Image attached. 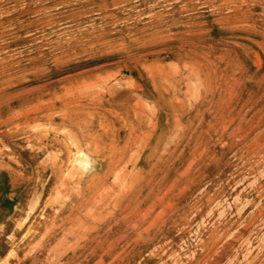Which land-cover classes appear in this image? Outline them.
<instances>
[{"label":"rangeland","instance_id":"374dc122","mask_svg":"<svg viewBox=\"0 0 264 264\" xmlns=\"http://www.w3.org/2000/svg\"><path fill=\"white\" fill-rule=\"evenodd\" d=\"M0 264H264V0H0Z\"/></svg>","mask_w":264,"mask_h":264},{"label":"bare ground","instance_id":"6f19581e","mask_svg":"<svg viewBox=\"0 0 264 264\" xmlns=\"http://www.w3.org/2000/svg\"><path fill=\"white\" fill-rule=\"evenodd\" d=\"M152 66V65H151ZM146 68V67H145ZM154 68V67H153ZM160 68V67H159ZM159 68H157V69H159ZM148 69V68H147ZM162 69V68H161ZM149 70V69H148ZM150 70H152V69H150ZM156 70V69H155ZM163 70V69H162ZM147 73V72H146ZM158 73H159V70H158ZM164 73V72H163ZM162 73V74H163ZM174 73V72H173ZM160 74V73H159ZM158 74V75H159ZM166 75V74H165ZM148 76H149V73H148ZM163 76H164V74H163ZM168 76V75H167ZM151 77V76H150ZM160 77V76H159ZM170 78V77H169ZM166 79H167V77H166ZM152 81V80H151ZM153 82V81H152ZM151 82V83H152ZM166 82H168V80L166 81ZM170 83V82H169ZM153 85V84H152ZM205 85V84H204ZM175 86V85H174ZM197 86V85H196ZM172 87V86H171ZM153 88H155V87H153ZM165 89V88H164ZM196 89V88H195ZM175 90V89H174ZM197 91V90H196ZM185 94H186V92H184ZM188 93V92H187ZM194 95V94H193ZM192 95V96H193ZM127 96V95H126ZM129 96V95H128ZM159 97H161V96H159ZM123 98H125V97H123ZM138 99H140V98H138ZM136 101H138V100H136ZM142 101V100H141ZM84 104V103H83ZM82 104V105H83ZM70 105V104H69ZM72 105V104H71ZM75 107V106H74ZM73 107V108H74ZM78 107H80V104H79V106ZM81 109V108H80ZM143 109V108H142ZM81 112V111H80ZM142 114V113H141ZM141 114H140V117H141ZM150 123V125H152V127L150 128V130H149V132L151 131V133H152V131L153 130H155V126L157 125V122H152V119H150V121H149ZM149 125V126H150ZM84 132L86 133V135H88V136H90V137H92L93 139L94 138H96L97 139V133H96V131H93L94 133H91L90 131H85L84 130ZM84 133V134H85ZM152 134H150V136H151ZM183 136V135H182ZM91 143V142H90ZM93 143V142H92ZM91 145V144H90ZM93 146V150H95V152H98L99 153V145L97 146V144L95 143V144H93L92 145ZM140 154V153H139ZM139 154H138V156H139ZM138 156H137V158L133 161V160H131V161H128L129 162V164H131L133 167H134V165H136V163L138 162ZM106 157V156H105ZM135 157V156H134ZM118 160H120V158L118 159ZM116 161H117V159H115L114 157H112L111 159H110V161H108V163H107V170H106V172H104V173H102L101 175H100V179H107V177H108V173H109V171H110V169L112 168L111 167V165L113 164V163H116ZM104 166V165H103ZM124 167V166H123ZM114 168V167H113ZM122 171V170H121ZM115 175V174H114ZM114 177V176H113ZM85 181V178L84 177H80V178H77V180H76V183H77V185L80 187L82 184H83V182ZM90 182V180H86L85 182H86V184H85V186H84V192L83 193H81V191H78V193H77V195H76V197H75V199L76 200H78L79 198H81L83 201H84V203L86 202L87 203V198H89L88 196H90L89 195V193H90V185L87 183V182ZM94 182V181H93ZM105 184V183H104ZM83 186V185H82ZM67 187V186H66ZM78 188V187H77ZM104 187H102V189H103ZM106 188V187H105ZM109 188V187H108ZM78 190V189H77ZM119 190V189H118ZM124 190V189H123ZM122 190V191H123ZM100 191H101V188H100ZM104 192V191H103ZM118 192V191H117ZM118 193H120V191L118 192ZM102 191H101V196H102ZM122 194V193H121ZM96 195H98V193H96ZM93 196H95V195H93ZM99 196V195H98ZM97 196V197H98ZM114 196V195H113ZM118 196V195H117ZM100 198V197H99ZM98 198V199H99ZM90 199V198H89ZM92 199V198H91ZM101 199V198H100ZM114 200H115V198H113ZM113 200V201H114ZM96 201H97V199H96ZM95 201V202H96ZM79 203H81L80 201H79ZM107 203V202H106ZM88 204V203H87ZM104 205V204H103ZM90 207H91V205H90ZM102 207V206H101ZM95 208H97V207H95ZM103 209V208H102ZM109 210H111V209H109ZM93 211V210H92ZM104 211V210H103ZM109 212V211H108ZM92 213V212H91ZM113 214V213H112ZM93 215V214H92ZM102 215V214H101ZM107 216V215H106ZM94 218H96L95 216H94ZM104 219V218H103Z\"/></svg>","mask_w":264,"mask_h":264}]
</instances>
